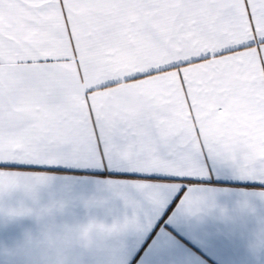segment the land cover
<instances>
[{"label":"snow or ice","instance_id":"6c2138e0","mask_svg":"<svg viewBox=\"0 0 264 264\" xmlns=\"http://www.w3.org/2000/svg\"><path fill=\"white\" fill-rule=\"evenodd\" d=\"M209 161L264 184V0H0V200L19 192L36 204L54 179L44 168L142 177L82 201L120 200L131 215L53 226L48 264H68L74 241L114 258L90 238L150 227L174 193L181 215L214 209L216 190L200 184ZM251 198L264 202V189L238 207L254 212Z\"/></svg>","mask_w":264,"mask_h":264},{"label":"crops","instance_id":"0c3cea01","mask_svg":"<svg viewBox=\"0 0 264 264\" xmlns=\"http://www.w3.org/2000/svg\"><path fill=\"white\" fill-rule=\"evenodd\" d=\"M26 169L30 166H17ZM209 174L200 181L205 189H214L216 207L188 216L178 213L182 192L172 194L159 215L150 217V227L112 237L94 234L86 251L82 242L69 254L68 264H264V202L251 198L255 211H242L238 201L243 192L264 189V184L241 181L226 165L208 162ZM52 174V183L41 188L34 204L21 193H13L0 200V206L16 207L23 203L37 209L52 200H65L62 211L51 216L38 217L35 213L8 216L0 211V264H48L51 247L48 234L53 226L84 223L96 219L111 223L113 219L131 215L120 200L107 199L101 206L85 207L83 200L92 196H109L106 181L128 183L141 179L137 173L120 169H80L52 167L40 169ZM146 179H153L147 177ZM187 185L188 181H181ZM186 190V188H185ZM166 241L161 252V240Z\"/></svg>","mask_w":264,"mask_h":264}]
</instances>
